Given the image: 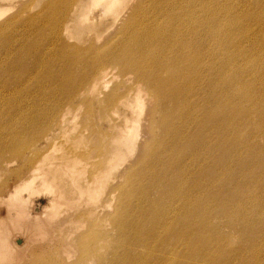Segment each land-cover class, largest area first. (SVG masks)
Listing matches in <instances>:
<instances>
[{"label": "rangeland", "instance_id": "374dc122", "mask_svg": "<svg viewBox=\"0 0 264 264\" xmlns=\"http://www.w3.org/2000/svg\"><path fill=\"white\" fill-rule=\"evenodd\" d=\"M51 1L55 2V7L45 10V6ZM65 1L0 0V27L2 26L0 29V156L2 161H8L10 165L6 171L2 166L3 163L0 164L1 221L6 218L7 207L4 202L8 193H12L14 188L18 187L21 177H25V180L30 177L31 167L34 168V164L40 159H46L47 162L50 158L67 156V161L73 163L76 155L84 153L81 166L76 168L81 172V177L89 175L92 172L91 164H98L102 159L98 152L101 151L104 142H107L104 134L107 136L111 135V132L115 134V130L107 128L106 123L102 124L98 121L99 115L104 112L101 103L103 95L115 92L122 100H127L132 97L136 88V85H132L134 82L132 75L118 67L106 65L104 67L109 74L103 83H100L101 86L99 84L96 87L94 94L64 93L65 90L60 87L65 81L62 74L71 61H74L75 57L84 59L82 63H77L70 69L78 73L77 69L83 70L84 66L93 63V55L89 54L93 49L90 48V37L100 34L95 41L97 48L106 51L109 48L115 50L114 43L120 38L121 17L129 12L130 7L137 5L139 0H119L120 5L116 9L118 11L116 15H109L107 12L100 15V18L99 12L96 11V14L93 13L95 17L93 21L82 26L72 25L66 38L63 39L67 43L61 41L57 44L56 55L48 67L49 58L54 53L50 55V50L45 48L49 45L55 18L45 15L63 14L58 21L59 27H62L66 19L62 8ZM208 1L210 4L215 2L227 7L236 6L239 8L236 11H242L251 9L252 0H247L250 5H246L245 8L237 4L238 0ZM79 2L82 6L88 3L87 0H79ZM148 3L149 0L143 1L144 5ZM236 15L240 17L242 13ZM32 16L37 17L36 24H30ZM17 17L18 23L11 25L13 18ZM263 30L264 27L255 30L253 37L251 32L237 35L239 46H236V50L241 52L236 62L238 67L249 64L251 51L247 53V50L251 48V39L256 40L259 46L264 48ZM36 60L37 65L34 67L33 63ZM48 71L52 75L51 78L46 75ZM252 83L256 87L259 86L256 80ZM142 94L150 98V103L144 111L152 109L155 122L161 119L160 106L155 104L156 94L145 92ZM194 101L195 98H192L189 104ZM230 106L233 105L225 108L228 109ZM206 107L205 105L198 107L200 118H205ZM223 108L222 106L221 109ZM64 110H70L74 119L64 128V133L57 134L58 115ZM37 113L41 114L42 118L31 122L32 119L36 120ZM241 119L239 118L238 121L244 125ZM89 123L91 129L88 128ZM161 131L159 128L153 129L154 138L159 136ZM245 131L246 128L238 132V138L232 143V148L234 168L239 167L236 166L239 159L245 161V164L248 163L246 166L251 172L250 180L243 182L244 188L237 193L244 198L248 197V200L237 199V196L227 189L229 187L220 184L219 176L225 174L224 169L220 168L222 158L230 144L218 148L221 141L218 137L216 139L212 136L211 131L204 133L208 138L211 154L207 152L198 154L196 158L201 164L191 168L185 176L188 185L194 189L190 193L191 197L198 193V200L203 201L205 207L202 210L205 215L198 216L189 212L188 201L180 199L188 187L181 189L176 199L172 201L165 199L168 188L163 185L158 186V181L153 176L156 175L163 180L170 170H178L180 165L178 158L188 161L193 156L192 151H188L190 144L196 143V136L191 127L187 137L182 136L180 131L176 141H183L186 144L175 152L173 162L159 160L160 153L175 142L165 139H157L150 149H146L145 146L141 155H137L138 149H135L131 155L121 156L122 158L119 157L111 162L114 167L117 164L119 168L113 169L112 166L107 178L108 184L104 186L106 194L111 189L110 196L101 193L99 197L91 198L88 192L83 193L80 202L74 207L72 204L64 205L57 210L47 236L39 234L36 242L32 243L31 249L29 248L32 252L26 251V258L20 260L18 264H264V224L259 218H251V225H256L257 229L253 227L250 231L246 225L250 220L248 215L251 214L252 217L253 214L251 209L257 206L256 198L259 199L261 195L264 197V140L252 138L253 136H249ZM93 132L95 136L91 137ZM81 134L83 138H79ZM46 139L48 141L44 142ZM143 145L145 142L139 144V146ZM33 146L37 149L36 156L33 155L35 152L32 154L30 151ZM18 152H21L20 156H17ZM168 164L170 170L165 171L164 168ZM202 172L208 173L204 177L208 179L206 182L198 180ZM236 180L235 178V182ZM145 186L150 187L147 197L143 194ZM21 195L27 203L30 201L29 203L37 207L39 205L40 209L48 201L44 191L37 190L33 193L23 191ZM232 200L240 206L238 209L241 216L239 219L227 220L218 213L215 206ZM119 206L122 210L115 223L114 212ZM91 209L94 210L92 217L85 214ZM174 209L176 211L171 215ZM75 215L79 219L73 224L71 220ZM133 224L138 227L137 231L131 229ZM120 229L125 230L124 235L121 234ZM150 234L152 238L146 239ZM76 236H82L80 243L75 244L73 241ZM133 238L136 241H133ZM23 239L16 237L14 243L22 247L25 242ZM58 247L67 250L64 252ZM37 249L43 253L41 259L35 261L33 256L39 254Z\"/></svg>", "mask_w": 264, "mask_h": 264}, {"label": "bare ground", "instance_id": "6f19581e", "mask_svg": "<svg viewBox=\"0 0 264 264\" xmlns=\"http://www.w3.org/2000/svg\"><path fill=\"white\" fill-rule=\"evenodd\" d=\"M143 1L139 0L137 5L130 7L129 12L123 15L124 18L122 16L121 20L117 17L122 23L119 31L120 38L114 43L116 51L112 48L107 51L97 48L95 41L100 34L90 37V48H93L89 51V54L93 55L92 65L84 67L82 65L83 70L77 69L79 73L72 71L70 69L75 64L84 61L83 58L75 57L62 74L65 81L60 87L65 90L64 93L74 95L81 92L94 94L96 87L103 83L109 74L104 67L106 65L118 67L133 76L132 85H136V88L130 99L122 100L115 92L102 97L104 112L99 115L98 121L102 124L106 123L110 130H115V134L111 132L109 136L103 133L107 142H104L101 151L98 152L103 159H101L102 162L91 164L92 172L86 177H81V172L76 168L81 166L80 162L83 160L84 153L76 155L73 163L67 161V156L50 158L47 160L48 163L46 159L36 162L34 168L31 167L30 177L26 180L25 177H21L18 187L14 188L12 193H8L4 202L7 212L6 218L3 221L0 220V264L9 262L18 264L20 260H24L26 251L31 249L32 243L36 242L39 234L47 236L57 210L64 205L72 204L74 207L80 202L83 193L88 192L91 198L99 197L101 193L110 196L111 189L106 194L104 186L108 184L107 178L112 171V166L113 169L118 167L117 164L114 167L111 162L121 156L131 155L135 149H138L137 155H141L144 149H150L157 139L175 141L171 147L164 149L159 155V160L173 162L175 152L186 144L183 141H176L180 131L182 136L187 137L191 127L196 136V143L190 144L188 151H192L193 156L188 161L178 158L180 165L177 171L170 170V165H166L164 170H170V173L163 180L156 175L153 176L157 179L158 186L163 185L168 188L165 199L167 201L176 199L179 191L188 187L180 199L188 201L189 212L198 216L205 215L202 210L205 207L203 201L198 200V193L191 197L190 193L194 189L188 185L185 176L191 168L201 164L196 158L198 154L201 152L211 154L208 138L204 136L207 131H211L212 136L220 139L218 148H222L224 144H230L222 158L220 168L224 169L225 174H220V184L223 183V186L229 187L227 189L235 194L237 199H249L237 194L244 188L245 183H242L250 180L251 172L246 166L248 163L245 164V161L239 159L236 164L239 167L234 168L232 143H235L238 138V132L245 128V132L249 136L252 135V138L264 140V48L259 46L256 40L251 39V48L247 50V53L251 51L249 64L238 67L236 62L241 52L236 50V46H239V40L236 37L240 33L244 35L250 32L253 37L255 30L264 27V0H252L251 9L242 11H236L239 9L236 6L227 7L215 2L210 4L208 0H149L147 5H144ZM87 2L85 6H82L79 0L63 2L62 8L66 19L62 27H59L58 21L63 14H44L49 18H55L49 45L45 48L50 50V55L54 53L52 57L49 56L48 67L56 55L57 44L61 41L66 42L63 39L66 38L72 25L82 26L93 21L95 18L93 13L96 11L99 12L97 13L100 18V15L107 12L109 15H116L118 12L116 9L120 5L119 0H87ZM237 4H241L240 6L244 8L250 5L247 0H238ZM54 7L55 2L51 1L45 6V10ZM237 13L242 15L238 17ZM36 18L32 16L30 24H36ZM204 18L206 19L203 22ZM17 19L18 17L13 18L11 25L17 24ZM36 65L37 60L33 63L34 67ZM46 75L48 78L52 77L49 71ZM255 80L259 83L257 87L252 83ZM142 92L157 96L155 104L160 106L159 113H162V118L156 122L152 109L144 111L150 103V98ZM192 98H195V101L189 104ZM200 105L207 106L205 118L199 116ZM228 105L233 106L226 109L225 106ZM222 106L223 109H221ZM195 112L197 113L194 116ZM41 118L42 115L37 113L36 120L32 119L31 122ZM239 118H242L244 125L238 121ZM73 119L74 116L70 110H64L61 115L59 114L56 122V125L59 124L57 134L63 132ZM90 126L89 123L88 128L91 129ZM155 128L162 131L154 138L152 130ZM82 136V134L79 135V138H83ZM94 136V132L91 133V137ZM144 142L145 145L139 146ZM34 147L30 151L32 154L35 152L33 155L36 156L38 153ZM20 153L18 152L17 156H20ZM2 163L4 170L7 171L9 162L2 161L0 156V164ZM1 170L0 166V173ZM121 171L123 172V169ZM205 175L208 173L202 172L198 180L206 182L208 179H204ZM247 175L249 176L246 177ZM232 179L234 180L231 184ZM151 181H153L152 178ZM37 190L44 191L48 198L47 204L41 209L39 205L37 207L29 203L30 201L27 203L21 195L23 191L33 193ZM149 190L150 187H143L145 197ZM256 201L257 206L250 208L253 214L252 217L251 214L248 215L250 220L246 223L250 231L253 227L257 229L256 225H251V218H259L264 224V197L261 195L259 199L256 198ZM253 203L256 202L253 201ZM239 207L233 200L215 206L218 213L227 220L239 219L241 216ZM183 209H185L184 205ZM120 210H122L121 206L115 209V223L120 217ZM175 211L176 209L171 215ZM93 213L94 210L91 209L85 214L92 217ZM78 219L75 215L71 223L74 224ZM208 219L209 217L206 220ZM137 228L133 224L131 229L137 231ZM120 232L124 235L125 230L120 229ZM16 237L25 239L22 247L14 243ZM81 237L76 236L73 239L75 244L81 242ZM150 237L152 238L151 234L146 236V239L149 240ZM88 239L91 240L89 237ZM133 241H136L135 238ZM249 245L251 248V239ZM59 249L64 252L67 250V248ZM42 253L39 251V254L32 255L33 259H41Z\"/></svg>", "mask_w": 264, "mask_h": 264}]
</instances>
